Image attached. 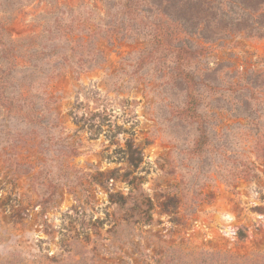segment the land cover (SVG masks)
<instances>
[{
	"label": "rangeland",
	"instance_id": "rangeland-1",
	"mask_svg": "<svg viewBox=\"0 0 264 264\" xmlns=\"http://www.w3.org/2000/svg\"><path fill=\"white\" fill-rule=\"evenodd\" d=\"M250 88L264 0H0V264L263 251L264 161L226 187L213 137L252 156ZM189 93L214 141L200 151Z\"/></svg>",
	"mask_w": 264,
	"mask_h": 264
},
{
	"label": "trees",
	"instance_id": "trees-1",
	"mask_svg": "<svg viewBox=\"0 0 264 264\" xmlns=\"http://www.w3.org/2000/svg\"><path fill=\"white\" fill-rule=\"evenodd\" d=\"M192 53L179 52L178 58L183 59V56H189ZM183 79L190 85L196 84L192 73L181 71ZM233 91L242 89L239 83L231 85ZM188 112L190 116L198 119V138L196 141V148L200 151L204 147L216 141L217 151L220 158L224 162L222 169L227 170L226 175H221V181L226 187H233L232 185L237 181L244 179L250 180L258 176L255 166L256 161H264V92L255 94L254 90L250 88L249 97L252 99V109L243 116V125L247 126L252 131V156L248 157L237 151H231L227 146V133L225 131L216 132L213 137L214 141L210 139L211 134L206 127V118L197 113L198 98L189 93ZM134 166L137 162L130 159ZM221 166V165H220ZM195 202L206 201L205 193L200 189L194 195ZM172 198L166 199L164 205L171 204ZM194 204V202L192 203ZM189 214V213H188ZM241 237L244 235H240ZM189 259L186 264H264V250L253 251L246 254L230 253L228 251H189L187 254Z\"/></svg>",
	"mask_w": 264,
	"mask_h": 264
}]
</instances>
